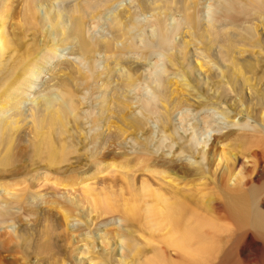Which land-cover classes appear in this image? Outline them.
Returning <instances> with one entry per match:
<instances>
[{
  "label": "bare ground",
  "instance_id": "1",
  "mask_svg": "<svg viewBox=\"0 0 264 264\" xmlns=\"http://www.w3.org/2000/svg\"><path fill=\"white\" fill-rule=\"evenodd\" d=\"M13 3L0 0V146L31 119L43 136L42 154L53 160L69 148L65 141L59 146L54 133L62 136L74 123L90 161L113 148L150 155L156 166L141 169L149 179L140 176L117 191L90 179L32 191L31 201L58 205L61 221L53 232L44 226L60 246H46V230L21 252L24 258L7 248L8 262L0 264H264V149L245 147L253 139L264 142V69L239 78L251 104H242L246 118L237 119L227 104L230 85L241 83L235 76L240 62L232 56L242 52L239 59L246 53L264 62V0H21L22 12ZM37 5L47 7L44 23L53 34H42ZM12 11L23 34L5 29ZM111 90L127 101L123 122H114L117 132L102 116ZM37 98L32 119L28 103ZM233 129L245 133L238 132L237 150H223L225 165L213 172L211 145L225 143ZM8 145L0 171L15 160ZM14 172L19 186L41 174ZM0 194V224L9 223L22 239L21 223L6 220L22 211L20 193L1 183ZM83 199L85 220L64 206L80 211ZM38 213L31 209L23 218L31 224ZM83 224L95 228L76 233Z\"/></svg>",
  "mask_w": 264,
  "mask_h": 264
},
{
  "label": "rangeland",
  "instance_id": "2",
  "mask_svg": "<svg viewBox=\"0 0 264 264\" xmlns=\"http://www.w3.org/2000/svg\"><path fill=\"white\" fill-rule=\"evenodd\" d=\"M18 1L19 0H13V2H14L13 3V5H14L13 10L15 11L17 9V11L22 12L23 4L21 3V0H20V2H18ZM96 1H100V0H96ZM74 3H75L74 4L75 7H79V6H77V5H79V1H77V3L76 2H74ZM36 10L38 11L37 12L38 13V15H37L38 19L37 20L39 22V27L42 30V34L43 35H46V34L50 35L51 33L53 34V31H51L52 29L49 28L50 25L44 23V18H45L46 14H47V7L45 5H37L36 6ZM14 11L11 12L9 18L7 19V22H6L7 25H6L5 29H6L7 32H10V33H14V31L22 33L24 31V27L19 22L21 20V17H18V15L15 14ZM75 13H77V12H75ZM74 16H75V18L73 20H71L72 17L70 18V22L73 21L74 23L73 22L72 23L76 27V22L75 21L77 20L76 17L78 18V14L77 15L75 14ZM73 25H72V27H74ZM14 28H15V30H14ZM74 30H75V28H74ZM239 47L242 48L244 46H239ZM236 53L240 54L239 51H236V52L233 51L234 55H236ZM244 53L245 52H243V54ZM241 54H242V52H241ZM239 56L237 55V56H232V57H235V58L237 57L236 59L239 60L237 62H240L239 66H241V69L237 68V66H236V69H238V71L236 72V75H235L236 76V80L238 82H241L238 85V87H240V88H236L237 86H234V85L231 86L230 85L231 88H233V89L235 88V90L233 91L234 93L232 92L233 89L231 90V88L230 89H228L229 87L227 88L228 89V93L227 94L228 95L230 94V97H228V101H227L228 102L227 103L228 104V108L231 109V111H234L233 112L234 115L236 113L235 116L237 117V119L246 118L247 117L246 112H245L246 110L244 109L246 107L244 105H242V104H245V103L246 104L247 103L250 104L249 97L246 96L245 90H244V88H242L243 86L241 87L242 81L241 80L239 81V78H242L244 76H245V78L246 77L247 78L250 77V75H252L250 73L253 72L254 69H256V71L258 70L257 72H261L264 69V62H259L258 63L257 60H255L254 58L252 59V58H250V56L248 57V55L246 53L244 54L242 59L241 58L239 59ZM248 62H250V63H248ZM255 63H257L258 66ZM235 64L238 65L236 62L234 63V65ZM254 64H255V66H254ZM217 66L219 67L220 65H217ZM251 69H252V71H251ZM249 71H251V72H249ZM247 72H248V74H247ZM229 90H230V93H229ZM114 92L112 90L110 91V93L107 95L108 98L106 99L104 105L102 104L101 108H102V116L104 117V119L109 124L113 125L112 131L114 132L116 130L115 132H117L118 130L116 128L114 129V126L118 125V124L120 125L123 122V120H124L123 117H124L126 109H127L126 108L127 107V105H126L127 101H126L125 97L122 96L119 92H117V91H114ZM45 93H46V95H45ZM169 93H170V95H173V92L170 91ZM231 93H233L237 99L234 98V95H232L233 96L232 97ZM0 94H2L1 90H0ZM43 94L45 96H47V94L50 96L51 92L49 93L48 91H45ZM36 100H35V103L33 101L32 102L29 101V103H28V109H29L28 111H30V110L32 111V112L30 111L31 114L28 112L29 115H31V118H32L33 111L38 106L36 103H38L39 100H38V98ZM230 100H232V101H230ZM232 102H233L234 105L232 104ZM4 103L5 102H2V105H4ZM239 105L241 107H239ZM242 106H244L243 109H242ZM233 108H234V110H233ZM237 110L239 112H237ZM241 111L242 112L244 111L245 113H242ZM237 113L240 114V115H238ZM240 116H242V117H240ZM120 119L121 120L123 119L122 122H119ZM191 119H189L190 122L191 121L192 122L194 121V123L197 122L196 118H191ZM31 121L32 120L30 119V120H28V122H26V121L22 122V124L19 126L17 131L14 132V134L7 135V138H11L12 139V137H10V136H13V139L10 140V141L9 140L8 141H4L3 142L4 144H2L0 146V153H1L0 155L2 157L3 156L2 154H5L4 152H6V148H7L8 143L9 142H10V144L12 143L11 146L8 145V148H9L10 151H8V149H7V151H8L7 153L12 152L11 154L15 157V158L13 157L15 159L14 162H13L14 166L12 165L8 169H6V171H4L5 170L4 168L1 169V171H0V184L2 183L4 185L10 187L11 191L14 190V192L20 193L19 203H20V205L22 207V211L21 212L15 210V211H12L11 214H9V215L7 214L6 220L8 222H11V221L18 222L19 221L21 223V228H22V231H23L22 239L19 238L17 240V237L14 234H11L12 232L7 227V224H9V223L4 224V225L0 224V227H3V229H2L3 231L0 230V233L1 232L2 233L5 232L4 236L5 237L7 236V238H5L3 236V238L1 239V241L2 240L3 241L2 242L0 241L1 242V244H0V259H1L2 262H8L6 257L3 258L4 255L8 254V252H7L8 249L7 248H10L9 250H11L13 248L11 251H15L16 250L15 251L16 253H18L19 255L20 254L22 255L23 250L26 249V247L30 244V241H32L31 243L33 245H35V242L37 243V240H38L37 237H40L39 233H42L43 235L46 234V230L47 229H46L45 226H49L50 225L49 227H51L52 229L48 227L49 230H51V231L53 230L54 231L53 225H54V228H56L55 227V223H56V226H57L58 223L61 221V220H59V222H58V218H60V215H61L60 214V210L57 208L58 205L56 204L57 206L55 207V204L54 205L50 204V203H45V204L42 203V204H40L39 202L31 201L30 200V195H31L32 191L33 192L34 191L35 192H38V191L39 192H47L48 190H53V191L55 190L56 191V189L58 187L59 188H64V186H66V185L69 186V187H73V186H70L71 183L73 185L74 183L77 184L78 182H79V184H77L78 186L76 185V187H79L80 184L83 183L82 181L86 180L84 183H87L88 179H90L88 181V183L92 182V184L94 186H97L99 188H105V185L107 186L106 188H109V187L111 188V186L115 185V187H112V188L117 191V189L122 188V187H119V186H121V185L124 186L127 181L128 182L130 181V183H134L133 181H135V183H136L139 179L141 180V177H144V176L149 179L147 174L146 175L145 174L141 175L142 173H140V172L144 171V170L142 171L141 169L149 167V165L151 166V168H154L156 166V162L154 163V161H152L153 159H152V157H149L150 155L149 156L148 155L142 156L143 154H130V156H129L128 152H127L128 154L125 151H124V153H123V151L119 152V151H117L115 149L113 150V148H112V150L110 149L107 152V154H108L107 157L106 156H104V157L100 156L99 158H95L94 160L90 161L88 159L87 154L84 151L83 144H81L80 139L78 138V134L79 133L76 132V127H75L74 123H70V125H67V128L68 127H73L74 130L72 128H70L71 131H69V128H68V130H66V132L68 131L69 134H71V132L73 131L72 132L73 136H72V134L71 135H67L68 133H66V132H62V136H61L60 135L61 132L60 133L57 132L59 134V136H61V137H59L58 134L54 133V135H55L54 138L56 137L55 141H58L57 144L59 146H62V145H64L63 142L65 141L64 143H66L69 148L66 149V150L63 149L62 153L60 152L57 155V157H53L54 159L52 158L53 160H49L50 161L49 162L48 158H46V156H44L42 154V150L40 148L43 145V136H40L39 132H38L39 134L37 133L36 129H34L35 126L32 125L33 123ZM218 121H219V119H218ZM114 122L115 123L117 122V124H115ZM234 131H235L234 129L231 130V131L229 130L228 132H226V135H224V137H226L228 139L226 141L227 144H226V142L225 143L224 142L223 143L222 142L219 143L218 141L214 142L215 139L213 140L214 143L211 145V148H210L211 155H213V156H211L210 169L212 168L211 170L213 172L215 170H218L219 167L222 168V166L225 165V162H223L222 157H220L222 153L226 152V154H228L227 150L230 149L231 147H233V148L228 150V152H233V151L237 150L236 147H237V145H238V143L240 141L238 139V137H237L238 136V132H239V135H240L243 131L241 133H240V130H237V132H234ZM243 133H245V132H243ZM64 134L67 137L63 138ZM215 136L217 137V135H215ZM71 137L73 138V140H71ZM224 137H223V139H226ZM60 139H61V141H60ZM258 142H259V144L257 145ZM61 143H62V145H61ZM240 143L242 144L243 142H240ZM246 143L247 142H245V147L251 148V146L253 145L252 149H257V150L264 149V142L262 143V141H258V139L257 140L253 139V141H250L247 144ZM73 145L75 147H72ZM234 146H236L235 149H234ZM254 147H256V148H254ZM39 148H40L41 151L39 150ZM223 150H225V152H223ZM217 153H218V156L221 158V161L223 162V163L221 162L222 164L219 162L220 158L217 157ZM79 156H82V157L84 156V157L83 158L81 157L80 159H78ZM41 157L44 158V159L40 160L39 158H41ZM49 159H51V158H49ZM55 161H56V164H55ZM15 163H16V166H15ZM105 163H106V165H105ZM220 164H221V166H220ZM168 165L169 164L165 163L161 167L162 168H166ZM20 166H22V167H20ZM216 166H217V169H215ZM12 167H13L14 170H12ZM14 167H16L18 170L20 168V172H25L26 171L25 173H27V171L29 172V170H30V173L28 174L29 176L32 173H33V175H34V173L37 174L39 171L41 172V174H39V175L37 174L38 176H32L31 175V177H29L28 180H26L27 178L23 175V177H25L24 179L26 181L24 180V182H23L24 184L22 186L21 185L19 186L18 182L20 181L19 180L20 177H17L18 174H17V172H14L15 169H16ZM25 167H26V170H24ZM8 170H9V173H6ZM13 172H14V174H13ZM137 173L138 174L140 173V174L138 175ZM144 173H148V172L144 171ZM11 174H13V175H11ZM9 175H11V177H9ZM14 175H16V176H14ZM92 175H93V177H92ZM124 176H126V177H124ZM13 177H15V178H13ZM87 177H89V178H87ZM135 178H136V180H135ZM61 185H63V186H61ZM0 196H1V194H0ZM49 199L51 201L52 200H57L58 202L61 201V204L64 203L63 200L55 199L53 197H49ZM62 201H63V203H62ZM82 202H84V204L82 203L80 208L83 209L84 211H82L81 209H79L80 211H78L77 208H75L73 205H71V204H69L67 202H65L64 206L66 208H68L71 211V213H73V215H76V216H78V218H81V219L85 220L88 217L87 213H85V210L87 209L89 204L86 202L85 199H83ZM31 209L38 210L39 213L37 214L38 216H36L35 218L32 219V223L30 224L29 222H27L23 218V216L25 215V213H27L28 210H31ZM62 213H63V211H62ZM93 215L95 217L97 214L93 213ZM87 225H89V224H87ZM22 226H24V227H22ZM6 228H8V229H6ZM91 228L94 229L95 225L92 224L91 227L89 228L88 226L83 224V225H80L77 228L76 233L79 230H80L79 233H81V232L82 233H86ZM8 231L10 232L9 233L10 236L12 235V237H14V239H10V236H8L9 234L6 233ZM51 231L49 232L47 230V232L49 234L50 233L52 234V235L50 234V236H52V237H49L48 236L49 234L45 235V237H44V241L46 243L50 242V243H47L46 246H48V244H53L54 247L58 248V246H60L59 245L60 242H57L56 234L52 233L53 231L52 232ZM111 235L113 237L116 236L114 232H112ZM47 236L49 237V239H47ZM34 238H37V240L35 239L36 240L35 241ZM50 239L52 241H54V242L48 241ZM54 243H56V244H54ZM8 245H9V247H8ZM54 251H56V249ZM22 256H20L19 258H24V256L23 257ZM27 259H29V258H27Z\"/></svg>",
  "mask_w": 264,
  "mask_h": 264
}]
</instances>
